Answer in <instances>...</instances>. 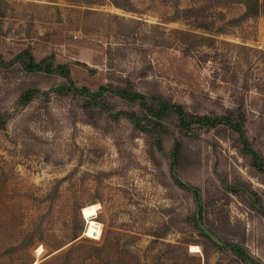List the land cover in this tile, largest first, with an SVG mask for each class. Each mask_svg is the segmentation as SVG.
<instances>
[{"label":"rangeland","instance_id":"rangeland-1","mask_svg":"<svg viewBox=\"0 0 264 264\" xmlns=\"http://www.w3.org/2000/svg\"><path fill=\"white\" fill-rule=\"evenodd\" d=\"M118 1L129 10L111 0H0V53L9 60L30 48L36 60L52 55L67 64L77 86L95 91L130 80L201 115L230 116L243 100L245 135L264 161V17L215 32L242 5L169 21L176 5L204 0ZM31 79L37 92L63 81L0 69V264H244L197 233L198 211L219 243L238 244L264 264V177L250 174L251 156L229 126L191 137L168 115L164 148L151 158L129 120L84 113L81 98L37 94L22 106V83ZM106 99L114 110L138 111L137 103ZM179 138L189 157L180 175L195 191L171 171ZM89 219L98 239L85 236Z\"/></svg>","mask_w":264,"mask_h":264},{"label":"trees","instance_id":"trees-1","mask_svg":"<svg viewBox=\"0 0 264 264\" xmlns=\"http://www.w3.org/2000/svg\"><path fill=\"white\" fill-rule=\"evenodd\" d=\"M116 7L128 9L123 7L118 0H111ZM228 3H238L242 5V13L236 17H230L223 21L222 25L218 27L215 32H222L225 26H237L242 22L257 17H264V0H204L199 6L191 5L180 8L175 6L174 12L167 17L169 21H177L181 18H200L206 16L209 8L215 6L226 5ZM204 28L208 29V25L204 24ZM204 39H215L213 35H203ZM264 52V49H258ZM22 69L26 73L39 76L58 75L63 78L59 84L54 86L43 87L39 92L36 90V81L31 79L24 84L25 92L21 95L22 106L27 105L33 100L36 95L47 98L52 92L62 95H73L81 98L84 103L81 105V110L87 114L101 117L102 113L108 114L113 120L118 121L123 117L130 121L134 129L143 134L144 140L147 144V152L151 158H154L156 152H161L166 141V124L165 118L171 115L177 119L178 127L186 136H196L199 129H215L221 125L229 126L235 131L241 140V152L247 156H251L250 160V174L253 177H264V161L262 160L259 151L253 147L248 141L246 132V122L250 121L248 111L245 108L243 100H240L237 107L231 112L230 116H211L201 115L195 112L188 111L182 104L169 101L161 92H142L135 88L130 80H125L122 87L113 86V84H101L95 91L90 90L86 86H77L71 77L70 69L67 64H55L52 55H46L40 60H36L30 48H26L16 53L11 59L6 60L0 53V69ZM261 88L259 83L254 86ZM245 91L248 90L246 84L243 85ZM110 93L113 97H118L128 102L138 104V111L130 112L128 110H114L110 107L106 94ZM106 111V112H105ZM263 118V113L259 115ZM6 124V116L0 117V129H3ZM171 171L176 177L177 183L191 191L195 188L186 182L180 175V171L186 167L189 161L186 146L181 138L175 140L171 148ZM195 194V203L199 208L200 197ZM252 199L250 206L254 210H260L262 207L257 198L250 195ZM264 216V210H260ZM193 220L196 222V231L200 235L207 237L212 241L213 245L220 249L221 247L227 249L232 255L237 256L244 264H260L258 260L251 258L246 251L238 244H221L212 240L207 236L201 228V211L194 212ZM75 236L73 240H76ZM162 238V237H159ZM218 240V239H217ZM219 241V240H218Z\"/></svg>","mask_w":264,"mask_h":264},{"label":"bare ground","instance_id":"bare-ground-1","mask_svg":"<svg viewBox=\"0 0 264 264\" xmlns=\"http://www.w3.org/2000/svg\"><path fill=\"white\" fill-rule=\"evenodd\" d=\"M98 207L99 206L96 205L93 208H91L92 212L97 211ZM85 236L87 238H93V239H98L99 238L100 231L98 229V223L97 222H95L92 219L88 220L87 225H86V229H85ZM190 251L192 253H197L199 251V249L192 246V247H190ZM41 252H42V248H38V250H36L37 254H40Z\"/></svg>","mask_w":264,"mask_h":264},{"label":"water","instance_id":"water-1","mask_svg":"<svg viewBox=\"0 0 264 264\" xmlns=\"http://www.w3.org/2000/svg\"><path fill=\"white\" fill-rule=\"evenodd\" d=\"M201 228H202L203 232H204L207 236H209L212 240L218 242L214 236H212L207 230H205V229L202 227V225H201Z\"/></svg>","mask_w":264,"mask_h":264}]
</instances>
